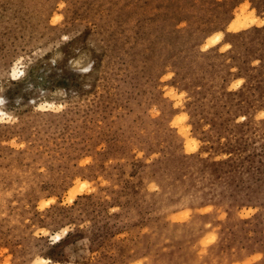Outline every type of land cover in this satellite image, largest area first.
<instances>
[{
	"label": "rangeland",
	"instance_id": "374dc122",
	"mask_svg": "<svg viewBox=\"0 0 264 264\" xmlns=\"http://www.w3.org/2000/svg\"><path fill=\"white\" fill-rule=\"evenodd\" d=\"M0 98V264H264V0H0Z\"/></svg>",
	"mask_w": 264,
	"mask_h": 264
},
{
	"label": "bare ground",
	"instance_id": "6f19581e",
	"mask_svg": "<svg viewBox=\"0 0 264 264\" xmlns=\"http://www.w3.org/2000/svg\"><path fill=\"white\" fill-rule=\"evenodd\" d=\"M4 100V98H0V101H3Z\"/></svg>",
	"mask_w": 264,
	"mask_h": 264
},
{
	"label": "clouds",
	"instance_id": "9594fccd",
	"mask_svg": "<svg viewBox=\"0 0 264 264\" xmlns=\"http://www.w3.org/2000/svg\"><path fill=\"white\" fill-rule=\"evenodd\" d=\"M89 71H91V69Z\"/></svg>",
	"mask_w": 264,
	"mask_h": 264
}]
</instances>
